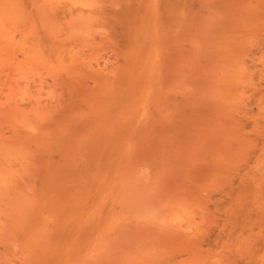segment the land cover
Returning <instances> with one entry per match:
<instances>
[{
    "label": "bare ground",
    "instance_id": "obj_1",
    "mask_svg": "<svg viewBox=\"0 0 264 264\" xmlns=\"http://www.w3.org/2000/svg\"><path fill=\"white\" fill-rule=\"evenodd\" d=\"M0 264H264V0H0Z\"/></svg>",
    "mask_w": 264,
    "mask_h": 264
}]
</instances>
